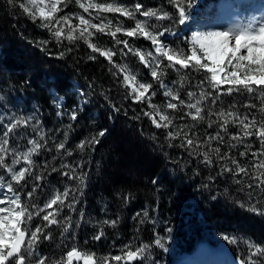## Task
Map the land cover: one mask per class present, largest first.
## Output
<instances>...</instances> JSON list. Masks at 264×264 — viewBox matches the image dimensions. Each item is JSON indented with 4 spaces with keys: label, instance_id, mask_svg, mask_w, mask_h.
Wrapping results in <instances>:
<instances>
[{
    "label": "trees",
    "instance_id": "trees-1",
    "mask_svg": "<svg viewBox=\"0 0 264 264\" xmlns=\"http://www.w3.org/2000/svg\"><path fill=\"white\" fill-rule=\"evenodd\" d=\"M64 4L67 6L59 5L62 10L56 14L57 17L69 15L70 23L77 24L78 5L74 0H64ZM21 5L29 9L27 0H0V105L15 102L20 107L17 119L23 117L20 127L27 125L23 122L26 121L25 109L33 107L46 134L44 139H38V143L44 146L38 150L31 175L19 183L11 180L5 169L1 171V176L5 186L11 183L21 195L22 204L33 213L35 209L30 204L35 193L42 189L46 193L49 187H59L62 182L77 189L75 196L79 201L75 211L62 208L57 218L59 223L45 229V235L51 233L50 239L41 236L37 248L47 264H67L66 253L73 246L82 257L91 255L93 264H112L104 257H111L114 253L106 252L129 240L137 245L149 244V258H138L132 262L122 259L119 264H173L178 253H190L199 243L227 248L235 259H244L247 264L250 252L254 251L248 248V242L264 247V215L248 210L249 205H255L264 211V184L256 187L260 180L254 178L264 173V168L254 167L264 160V155H252V152L261 153L264 149L256 136L243 139V147H238V150L231 147L230 144L235 141L230 137L240 135V126L231 123L227 134L220 133L225 137L223 143L213 140L209 146L204 142L209 134L215 135L220 131L221 121L217 116H208L209 108L217 113L221 108L231 109L240 112V117L249 115L264 123L260 99L251 100V95L244 91L227 94L229 86L223 85L215 106L210 100L202 105L204 120H193L192 115H185L189 112L188 108L180 106L177 110L166 109L165 113L173 120V125L157 129L141 111L154 112L147 101L134 103L128 95L130 89L125 85L119 67H113V64H119L117 55L113 56V63L110 64L98 52L93 53L84 38L69 42L66 38L67 26L57 40L48 29L41 27L43 21L40 16L31 9L25 12ZM91 31L94 35L88 38V42L104 50H113L114 41L110 35L97 33L94 29ZM74 35L79 37V32ZM118 38L127 39L120 34ZM128 40L131 43V39ZM42 41H47V44ZM188 70H183L185 78L182 80L180 99L192 86L197 84L195 87L200 88L199 77ZM171 72L172 68H165L161 80L168 82ZM150 83L153 89L149 93L154 90L160 98V84L154 79H150ZM205 90L212 91L210 87ZM54 94L63 98L61 113L53 103ZM151 102L158 106V99L152 98ZM249 104L256 105L247 107ZM233 105L235 108H232ZM74 110L76 120L71 118ZM210 119L215 121L211 128L208 126ZM182 125L195 126L184 129L198 141L193 145L195 153L219 147L225 159L221 160L215 152H210L212 164L209 166L202 163V155H189L187 148L180 147L184 142L183 132L177 139L169 141L168 132L181 131ZM104 129L106 134L98 137ZM94 136L99 139L95 150L87 145L83 150L78 147L82 140H91ZM60 143H64L72 156H68L65 149H57ZM169 143L173 146L169 147ZM248 143L252 148L247 156L242 157L240 153L245 151L244 144ZM233 159L246 168L247 175L222 171L224 167L235 169ZM251 159H254L253 163L245 162ZM61 163H73V166L82 163L79 171L88 174L85 185L81 186L77 180L69 182L62 173L70 170L62 169ZM53 167L57 171L53 172ZM39 175H43L44 179L37 181L35 177ZM153 180L157 183L154 184ZM34 183L39 187L29 198L27 193ZM249 184L253 187L249 188ZM80 187H83V195L78 191ZM41 205L39 201L35 206ZM146 209L151 220L141 223ZM138 212L140 217H136ZM81 213V232L97 225L94 233L86 238L79 234L80 237L63 240L66 226L74 228V232L76 230L77 224L72 223L70 216ZM42 215L33 216V219L41 220V226L46 223L41 219ZM105 220H116L117 223L113 227L105 224ZM101 233L99 240L93 238ZM224 235L235 237L237 242L229 244L223 239ZM157 236L163 238L164 248L155 245ZM165 248L171 249V252H166ZM132 250H135V245ZM252 259L256 264H264V255L258 254ZM12 264H15L14 259ZM73 264H84L83 258L74 259Z\"/></svg>",
    "mask_w": 264,
    "mask_h": 264
},
{
    "label": "snow or ice",
    "instance_id": "snow-or-ice-1",
    "mask_svg": "<svg viewBox=\"0 0 264 264\" xmlns=\"http://www.w3.org/2000/svg\"><path fill=\"white\" fill-rule=\"evenodd\" d=\"M41 4L45 3V0H39ZM31 3L35 5L37 0H31ZM76 3L83 10V13L89 14L90 18H86L83 14H77L78 24L70 23L71 17L69 15H64L63 17H57V13L62 10L59 5H64V0H50L49 4L45 7L39 9V16L43 23L41 27L48 29L52 35L59 40L62 36V31L64 26H67L68 32L66 38L69 42L74 39L84 38L87 43L88 48L92 50L93 53L98 52L101 57L108 60L110 64L113 63V56L116 54L115 50L108 49L104 50L97 45L88 42V38L94 35L93 31L101 34L110 35L114 41L115 45H123V49H119L120 54L127 55V52L139 57V61L144 65L145 68L149 69L151 77L156 80L160 87L164 89L163 95L165 97H170V101L166 104L167 109L177 110L180 106H184L189 110L194 109L195 114L192 115L191 111L185 113V115H192L193 120H204L205 117L202 115L204 112V107L202 105L205 101L210 100L211 105L215 106L220 98L221 86L228 85L227 94L233 92H247L250 95L258 97L262 105H264V16L260 18H253L248 22V24L239 26L236 28H229L225 30H207L203 32H194L191 35L190 40H185L182 43L187 44V52L190 54H185V48L183 46L169 47L168 43L164 39L167 35L178 36V33L174 31L169 26H164L160 24H149L148 20L154 18L156 21L171 20L172 24L178 22L179 25H185L188 18V12H186L185 7L182 6V0H168V3L174 5L178 11V21L173 14H170L167 10L162 13L153 8H148L145 10L144 6L136 2L134 5V10L129 6L119 3L118 0H112V2H95V0H76ZM194 0H187V7L191 9L193 7ZM24 7V5H21ZM25 12L29 9L24 7ZM118 14L119 17H124L129 20H134V27H125L124 24L117 19L113 21L107 15L103 14ZM137 14L146 18L145 20L137 19ZM98 21V22H96ZM79 32V37L75 36V32ZM122 33L123 36L128 38H143L146 41H150L154 48V52L151 50L142 51L139 48L134 47L128 39L121 40L118 38V34ZM41 43L47 44V41H42ZM62 55V53H61ZM94 59V57H90ZM162 60H167L169 63L164 65ZM176 65L180 66V69H189L193 71L203 70L204 72L210 74L206 76L204 80L198 82V86L201 88V93L199 98H195V93L188 92V102L180 99L179 94L174 92L171 88L164 84L161 77L165 75V68H172L175 71H179ZM113 67H121V69L127 72V69L113 64ZM159 72V75H158ZM115 74V73H114ZM184 76H181V80H184ZM123 81L127 88L130 89L128 95L132 97L133 102H144L147 101L148 107L153 109L154 112L145 111L141 109L143 115L151 119L152 124L157 128H169L173 125V120L163 111L158 109L157 105L153 104L152 97L156 95L153 90L150 95V89H153L152 83L143 82L138 80L137 74L128 73L123 76ZM210 87L212 91H206L205 89ZM194 100V102H192ZM171 101H177L173 103ZM247 107H255V105L249 104ZM115 108V106H113ZM235 108V105L232 106ZM119 111V109H115ZM260 111L264 113V107L260 108ZM155 115L159 116V122L154 118ZM208 116H217L221 121L219 127L220 131L216 132L215 135H208V140L204 143L210 146L211 141L218 140L221 143L224 142L225 137L220 133L224 132L227 134L228 125L234 124L242 126V136L232 135L231 140L237 143L243 142L244 138L256 136L260 141L261 148L264 149V123L257 122L255 117L250 118L249 115H244L243 118L240 115L232 111L231 109L221 110L217 113L212 108L208 109ZM73 120L77 119V113L74 110L71 114ZM138 118V117H137ZM29 120L34 119V117H29ZM23 117L20 120H16L13 123L6 124V131L3 132V138H0V166L7 167L8 172L11 174V179L19 183L24 180L26 176L31 175V168L34 165L32 159L34 154H38V150L44 145L39 144L35 139H29L28 144L31 145L26 151L17 152L15 149L10 147L9 136L14 132L17 126L22 122ZM25 124L28 121H23ZM215 121L209 120L208 126L211 128ZM194 125H182L181 131H170L167 134L169 141L175 140L181 136L183 132L184 142L180 144V147L187 148L189 150V155L195 153L193 148L194 144L198 141L193 137L188 135V132L184 131L185 128H192ZM106 129L101 130L98 133V137H103L106 134ZM40 138L44 139L43 132H40ZM98 137L94 136L91 140H82L78 147L83 150L85 146H91L95 150V145L99 143ZM173 145L169 143V147ZM231 147H236V144H230ZM252 148L250 143L245 144V151L241 152L240 155L245 157L248 155V150ZM57 149H65L64 143H60ZM68 156H72V152L65 149ZM210 152H215L217 156L223 160L225 156L220 154V148L209 147L208 151L202 153H195L196 155H202V163L211 166L212 160L210 158ZM11 155L12 161L11 165L15 166L22 160L27 167L21 168L16 171L14 167L9 166L5 163V156ZM254 157L258 155H264V152L257 153L252 152ZM232 164L235 165V169L224 167L222 171L224 172H234V174L244 173L247 175V170L245 167L241 166L236 160H232ZM60 167L62 169H69L70 171H65L62 174L66 176L69 180H77L81 186L85 185L87 178L86 172H80L79 169L83 167V164H77L73 166L69 163H61ZM255 168H264V160H260L254 165ZM45 168H47V162H45ZM55 172L57 169L52 168ZM264 173L254 177L260 180V184L256 187H260L264 184V179H261ZM37 181L43 180V175L36 176ZM240 183L239 180L236 181ZM153 183H157L153 180ZM207 186V185H205ZM6 187V192H5ZM39 185L33 184L32 190L27 193L28 197L31 198L33 193L37 191ZM249 188L253 185L249 184ZM80 195H83V187L78 189ZM77 189H72L70 186L65 187L61 192L56 190L54 196L46 200L42 207H37L32 205L35 209V213L29 210V207L22 204L21 195L16 192L11 183L6 186L3 183V178H0V264H12L13 259L15 264H29L30 258H35V264H47V260L44 258H39L36 245L40 241L41 236L44 239H50L51 233L45 235V229L53 224L59 223L57 217L60 215L62 208L67 207L73 211L76 209V204L79 202L76 199L75 193ZM11 195H8V194ZM71 199L69 200V197ZM125 199H128L126 197ZM66 200L69 202L66 203ZM8 205V206H3ZM55 206V207H54ZM241 207H245L241 204ZM249 211L257 212L258 214L264 215V211L257 208L255 205L248 206ZM42 215V220L46 222L43 226L37 225L35 230H31L27 225L33 220V216ZM83 216V213H81ZM141 213H136V217H140ZM69 223H70V218ZM135 219V217H134ZM145 220H151L149 216V211L146 209L143 211V216L140 220L144 223ZM105 224H111L113 227L116 225V220H105ZM69 227L64 228V232L67 233ZM26 234L28 239H26ZM101 235H96L93 238L99 240ZM162 237L155 238V245L160 248H164L162 243ZM223 239L229 244H235L236 238L224 235ZM128 246L126 245L125 248ZM149 248V244H143L137 247L136 250H128L124 252V255H114L111 257L112 260L116 262H121L122 259L126 262H132L138 258L145 257V253ZM248 248L251 251L249 257L247 258V264H256V261L252 257L256 255H264V247H257L252 242H248ZM67 264H73V260H80L83 258L84 264H93V257L91 255L81 256V253L77 250L75 246L71 250L67 251ZM59 264V262H57ZM240 264H245V260L241 259Z\"/></svg>",
    "mask_w": 264,
    "mask_h": 264
},
{
    "label": "rangeland",
    "instance_id": "rangeland-1",
    "mask_svg": "<svg viewBox=\"0 0 264 264\" xmlns=\"http://www.w3.org/2000/svg\"><path fill=\"white\" fill-rule=\"evenodd\" d=\"M74 2L76 3V0H74ZM81 2H85V0H81ZM95 2H112V0H95ZM118 2L129 6L133 10H134V5L136 2L141 3L144 6L145 10L148 8H153V9H156L157 11H159L161 13L164 10H167L170 14H173L174 17L176 18V20L178 21V11L176 10L174 5H171L168 3V0H118ZM27 3H28L29 10L31 9L36 15L39 16V9L42 7H45L46 4H49L50 0H45L44 4H41L39 2V0H37V3L35 5H33L31 3V0H27ZM182 6L185 7L186 12H188V18L186 20L185 25H179L178 22L173 25L171 20L166 19V20H162V21H156L154 18L149 19L148 23L149 24H160V25H164V26H169L174 31H176L178 33V36L174 37L171 35H167L164 39L168 43L169 47L183 46L185 48V54H190V53L187 52L188 45L183 44L182 42L185 41L186 39L190 40L191 35L194 32H203V31H207V30H225V29H229V28H236V27L248 24V22L250 20H252L254 17L260 18V17L264 16V0H194L193 7L191 9H189L187 7V0H182ZM77 9H78L77 14H83V15H85L86 18H90L89 14L83 13V10L79 7V5L77 6ZM103 15H107L110 19H113V21H116L117 19H119V21H121L125 27H134V24H135L134 20H129V19L124 18V17H119L118 14H112V13L103 14ZM136 18L140 19L142 21L146 19L142 16H139V14H137ZM96 22H98V21H96ZM177 26H180L181 30H178L176 28ZM120 35L123 36L122 33H120ZM125 38L131 39V44L134 47L139 48L142 51L151 50L154 52V48L151 45L150 41H146L143 38H128V37H125ZM122 46L121 45H115V44L113 45V47H114L113 50L116 51L115 55H117V59L119 60L118 66H122V67L127 69V72H125L121 69V67H119V71L121 72L122 76H124L125 74H128L130 72L132 74H137L138 80L150 83V79H153V78L151 77L149 69L145 68L144 65L140 63L139 57L133 55L130 52H127V49H124V52H126L127 55L122 56L120 54V51H119V49H123ZM162 63L164 65H167L169 62L167 60H162ZM176 68L179 69V71H175L172 69L173 73L171 72L172 73L171 78L169 79L168 82H164V84L167 85L169 88H171L174 92H177L180 96L181 95L180 89L182 87L181 76H183L182 75L184 73L183 70H185V69H180L179 65H176ZM186 70H188V69H186ZM188 71H193V70L191 68H189ZM202 71L203 70L193 71L194 75H197L199 77L198 79L200 81L205 79L206 76L210 75L204 71H203L204 73H201ZM195 86H197V84ZM195 86L194 87L192 86V88L189 89L186 92V94H182L183 100L188 102V95L187 94L189 91L195 93L194 99L199 98V95L201 93V88H199V90H198ZM163 92H164V89L161 88L160 98H158L157 95H155L152 98L158 99V102H159L158 106L160 105V107H158V106L157 107H158V109H160L161 111H163L165 113L166 109H167L166 104L170 101V97H165L163 95ZM148 95H150V93ZM54 96L55 97H54L53 103L57 107V109L59 110L58 113H61L60 110H61V107H62L63 102H64L63 98L57 96L56 94H54ZM250 99L255 100L258 98L257 97L255 98V96L251 95ZM83 102L86 103V100H84ZM171 102L174 103L175 101H171ZM192 102H194V100ZM14 103L15 102H13L11 105L10 104L9 105H0V138H3V132L6 131L5 125L15 122L20 117V112H19L20 107L16 106V104H14ZM80 103H81V100L79 101V104ZM23 107H24V105H23ZM259 107H264V105H262L260 103ZM189 111H191L192 115L195 114L194 109L189 110ZM25 112L27 113L26 114V121H28L27 125L24 127H20L18 125L17 128L14 130V132L12 134H10V136H9L10 147L15 149L17 152L26 151L28 148L31 147V145L28 144L29 139H35L37 142H39L38 139L40 138V134H39L40 132H43L44 136L46 134V130H44V128L41 125L40 117L37 115L34 108L33 107L27 108V109H25ZM238 113H240V112H238ZM29 117H34V119L29 120L28 119ZM154 118L157 120V119H159V116L155 115ZM241 118H243V117H241ZM241 133H242V126H240V136H242ZM247 138H244V139H247ZM53 140H54V137H53ZM232 141H234V140H232ZM233 144H236V150H238V147H240V148L243 147L242 142L237 143L235 141V142H233ZM244 147H245V144H244ZM36 155L37 154L33 155V157H32L33 161H34ZM12 158L13 157L11 155L5 156V163L9 166H12L11 165ZM245 162L253 163L254 159H251L250 161H245ZM12 167H14L16 171H19L21 168L27 167V165H25L24 162L21 160L19 164L12 166ZM3 169H5L6 173L9 175V177L11 179V174L8 172L7 167H2V166H0V178H2L1 171ZM72 181L73 180H69V182H72ZM3 183H4V181H3ZM68 185L69 184L62 182V185L59 187L58 186L49 187L46 193H44V191H45L44 189L39 190V192L37 191L35 193V197L31 201L30 205L31 206L36 205L37 203H39V201H41L42 205L37 206V207H42L46 200H48L49 198H51L52 196L55 195L56 190H59L62 192L65 187H68ZM4 190L6 192V188ZM8 195H11V194L9 193ZM3 206H8V205H3ZM70 217H71V220L73 221L72 223L77 224L76 230L74 232V228H69V231L67 233L64 232V234L62 236L63 240L66 241V240L72 238L73 236H75L74 238L80 237L79 234L82 237L86 238L87 236H89L88 234L91 235L92 233H94V231H95L94 227L95 226L97 227V225H92V227L89 226L87 231L81 232V229L79 226L81 223V220H82L81 214L80 215L79 214L78 215L72 214ZM41 219H42V216H41ZM40 223H41L40 219H38V220L33 219L27 226L31 230L34 231L36 226L40 225ZM28 238L29 237L27 235V239ZM70 242L73 243L74 241L71 239ZM202 244H206V243H202ZM126 245L128 246L127 248H125ZM134 245H135V250H136L137 247L142 246L143 244L137 245L135 243V241H132V240H129L126 242H121V243H119V245L117 247L112 248L109 251H107L106 254L114 253V255L119 254V255L123 256L124 252H126L128 250H132V247ZM206 245L209 246L208 244H206ZM37 247H38V245H36V248ZM196 249H195V251H196ZM165 250H167L168 252H171V249L165 248ZM216 250H221V249H216ZM195 251H193V252H195ZM221 251L228 252L225 249H223ZM37 252L39 254V258H43V255L39 252L38 248H37ZM86 252H88V251H86ZM91 252H93V251H91ZM193 252L191 253L192 255L188 254V253H184V252L179 253L176 256V259H175L176 261L174 262V264H183L184 258L194 257L195 254ZM228 254H229V252H228ZM114 255H112V256H114ZM148 255H149V251L147 250L145 253V257H143V259H145L146 257L149 258ZM111 257L106 256L104 258L111 260L112 264H115V263L119 264V262L112 260ZM230 258H231V256L229 254L225 258L224 263L232 264L231 260H233V259L229 260ZM97 259H102V257H97ZM201 259H202V257L200 258V260ZM30 261H31V264H35V258H30L29 262ZM203 263H204V261H203ZM234 264H240V263L235 261Z\"/></svg>",
    "mask_w": 264,
    "mask_h": 264
},
{
    "label": "bare ground",
    "instance_id": "bare-ground-1",
    "mask_svg": "<svg viewBox=\"0 0 264 264\" xmlns=\"http://www.w3.org/2000/svg\"><path fill=\"white\" fill-rule=\"evenodd\" d=\"M198 248L194 252V257H186L184 258L185 264H226L224 263L225 258L229 255L226 251L212 249L206 244H199ZM202 259L200 260V258ZM228 259V258H227ZM230 258L229 260H231ZM204 261V263H203ZM232 264H234L235 260H231ZM183 263V264H184ZM230 263V262H229Z\"/></svg>",
    "mask_w": 264,
    "mask_h": 264
},
{
    "label": "water",
    "instance_id": "water-1",
    "mask_svg": "<svg viewBox=\"0 0 264 264\" xmlns=\"http://www.w3.org/2000/svg\"><path fill=\"white\" fill-rule=\"evenodd\" d=\"M26 238H27V235H26Z\"/></svg>",
    "mask_w": 264,
    "mask_h": 264
}]
</instances>
